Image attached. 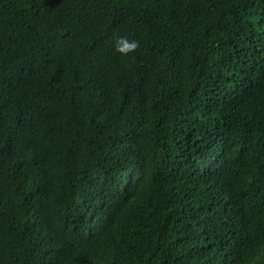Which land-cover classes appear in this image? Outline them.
<instances>
[{
  "label": "trees",
  "instance_id": "trees-1",
  "mask_svg": "<svg viewBox=\"0 0 264 264\" xmlns=\"http://www.w3.org/2000/svg\"><path fill=\"white\" fill-rule=\"evenodd\" d=\"M0 264H264V0H0Z\"/></svg>",
  "mask_w": 264,
  "mask_h": 264
},
{
  "label": "clouds",
  "instance_id": "clouds-1",
  "mask_svg": "<svg viewBox=\"0 0 264 264\" xmlns=\"http://www.w3.org/2000/svg\"><path fill=\"white\" fill-rule=\"evenodd\" d=\"M138 47L137 41L125 42L122 45L117 46V50L122 54H126L129 51H132Z\"/></svg>",
  "mask_w": 264,
  "mask_h": 264
}]
</instances>
